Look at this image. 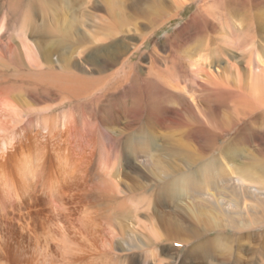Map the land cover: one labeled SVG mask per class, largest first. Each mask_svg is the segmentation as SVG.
Masks as SVG:
<instances>
[{
    "label": "bare ground",
    "instance_id": "6f19581e",
    "mask_svg": "<svg viewBox=\"0 0 264 264\" xmlns=\"http://www.w3.org/2000/svg\"><path fill=\"white\" fill-rule=\"evenodd\" d=\"M23 1L2 0L0 15V264H264V242L237 241L259 229L253 218L248 225L236 219L241 212L259 219L244 189L234 217L221 205L234 196L226 186L234 174L219 163L234 153L221 146L201 167L198 149L153 131L188 128L196 141L217 128L187 85L145 74L161 95L169 85L178 90L194 121L145 90L141 99L99 111L104 99L134 90L127 62L143 39L136 48L90 51L106 35L81 31L75 0ZM152 1L155 18L167 13L166 0ZM171 2L178 10L180 0ZM207 3L214 10L221 1ZM219 14L202 16L218 32L215 51L204 43L189 54L188 72L209 110L226 113L227 126L231 113L264 106V57L253 36L264 27L261 13ZM216 53L223 68L212 67ZM236 174L243 183L246 171Z\"/></svg>",
    "mask_w": 264,
    "mask_h": 264
},
{
    "label": "rangeland",
    "instance_id": "374dc122",
    "mask_svg": "<svg viewBox=\"0 0 264 264\" xmlns=\"http://www.w3.org/2000/svg\"><path fill=\"white\" fill-rule=\"evenodd\" d=\"M26 1H23V7ZM166 1L164 8L167 13L155 18L154 12L156 8L152 0H75L73 14L79 21L80 26H82V28L80 27L81 31L83 30L88 34H91L92 31H98L106 35L103 41L97 42L96 45H90V51L100 48L106 50L136 48L139 40L143 39V43H140L141 46L137 47V52L127 62V65L134 69L133 78H130V82L134 85V90L130 94H117L109 99L110 101L104 99L99 105V111L113 110L116 107L120 108L122 104H127L136 97L141 99L146 96L144 95L146 91H150L154 101L155 99L162 100L168 108L181 110L179 114L184 119H187L188 122L194 121L193 113L184 101L185 97L178 93V90H174L169 85L167 91L161 95L157 92L153 78L152 80H147L145 74H168V77L171 76L176 79L175 83L179 87L187 85L185 87L196 97V100L200 101L202 108L205 109L203 111H206L205 115L211 122L216 123L217 128H213V133H208L210 135L208 139L203 137L202 139L198 138L196 141L189 139L188 128L168 126L160 129L153 125V131L158 138L165 134L167 141L173 145L183 143L190 148L198 149L201 156H204V159L200 162L201 167L206 162H209L206 160L207 158L219 157V148L221 146L226 147L229 153H234V156H231L232 158L225 160L224 165L219 163V168H224L226 171L230 170L234 174L233 176L229 174V180L226 182V186L233 191L234 196L231 197L230 193H228L229 196L224 199V204H226L221 205L225 212H230L232 217H234V213L238 211L237 203H234V201L238 202L241 200L242 190L244 189L246 199H248L247 204L251 206L252 210L255 207L254 216L259 219L254 222V217H248L241 211L240 216L236 219L248 225L250 224V219L253 218L252 225L259 226V229L254 233H248L252 234V236H247L246 234L238 237L237 241L240 240L246 245L256 246L261 244L260 242H264V106L250 112L239 113L237 116L233 114L235 117L229 112L231 113L227 120L229 123L227 126L222 125L224 119L222 117L226 113L223 110L219 111V116L212 113L209 110L205 93L192 88L187 56L192 53L198 54L202 50L204 43L208 44V50L211 52L215 51L214 39L215 33L218 32L212 29L211 24L206 23L203 15L214 16L220 13L233 19L234 14L239 16L240 13H261L263 22L260 25L264 27V0H218L221 3L214 10L211 3H207V0H180L178 2V10L171 0ZM2 3V0H0V15L4 11ZM143 11L145 12L143 13ZM177 12V16L172 17ZM237 16L234 17V20L238 19ZM166 18L171 19L165 21ZM163 20L165 22H162ZM253 36L258 48L257 51L261 54V57H264V34H260L258 30L253 32ZM224 51L225 55L230 59L238 57L231 51L226 50V48L223 49ZM216 55L218 57L214 58L212 67L219 66L223 68L225 65L223 58L218 53ZM235 62L240 68L243 67V62L239 57L235 59ZM229 84L234 85V78L230 77ZM144 90L145 93L142 94ZM189 133H191L190 128ZM239 169L246 171L244 178H242L244 180L243 183L237 180L239 176L236 173ZM218 185L220 188L223 187L222 182ZM211 192L213 193V191ZM201 198L203 201L210 199L207 195H203ZM183 203L185 208L187 203L191 204L188 199H185ZM216 235L218 236V234L214 233L208 238L214 239L217 237ZM183 251L181 255H183ZM255 256L258 258L260 255L256 254Z\"/></svg>",
    "mask_w": 264,
    "mask_h": 264
}]
</instances>
